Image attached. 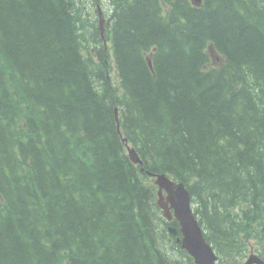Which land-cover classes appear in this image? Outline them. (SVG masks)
Here are the masks:
<instances>
[{"label":"trees","instance_id":"trees-1","mask_svg":"<svg viewBox=\"0 0 264 264\" xmlns=\"http://www.w3.org/2000/svg\"><path fill=\"white\" fill-rule=\"evenodd\" d=\"M80 1L0 0V264H196L123 137L263 254L264 0H116L108 49Z\"/></svg>","mask_w":264,"mask_h":264},{"label":"water","instance_id":"water-1","mask_svg":"<svg viewBox=\"0 0 264 264\" xmlns=\"http://www.w3.org/2000/svg\"><path fill=\"white\" fill-rule=\"evenodd\" d=\"M198 1V0H196ZM135 154L130 150V155ZM139 160V159H138ZM160 191L165 188L169 197L166 199L160 194L159 205L164 209V214L168 219L172 218L168 203L170 202L175 209V216L178 218L181 231L183 233V247L194 257L198 264H216L217 259L212 247L206 242L203 230L194 215L189 214L190 195L182 185L175 186L172 181L165 177L158 182ZM176 197L175 200L172 198ZM170 230L177 233L175 227H169ZM245 264H250L246 262Z\"/></svg>","mask_w":264,"mask_h":264},{"label":"bare ground","instance_id":"bare-ground-1","mask_svg":"<svg viewBox=\"0 0 264 264\" xmlns=\"http://www.w3.org/2000/svg\"><path fill=\"white\" fill-rule=\"evenodd\" d=\"M95 3L93 5V15L90 19V22L87 21L84 26L86 27V30L91 33L92 36L94 37H97L99 35V18L100 16L102 15V20L104 19H108L109 23L111 25H113V21H114V18L112 16L113 12H114V8H115V1L116 0H94ZM200 4L202 2V0H199ZM84 15V13H83ZM81 17L82 20H84V17ZM95 15V17H94ZM85 16V15H84ZM80 17H78V20L80 21L81 20ZM214 55V53H213ZM222 55L226 58V63H227V57L222 53ZM87 61H89V59H87ZM149 62L151 63V60L149 59ZM91 64V62H90ZM91 66L94 68V66L91 64ZM92 69V68H91ZM100 69V68H99ZM119 107H115V111H116V114L118 116L119 114ZM119 131H120V128H119ZM128 157L130 158L131 162H133L134 164L136 165H139L141 167V171L145 172V174L147 175V181L156 187L157 189V183L160 182L161 180H163L165 177L169 178L172 183L175 185V186H178V185H182L184 188H186V190L188 191L189 195H190V206L188 207V212L189 214L191 215H194L197 219L199 218L198 217V214H197V208L194 206L193 204V201H192V196H191V192H190V189L188 187V185L184 182V181H181V180H178V179H175L174 177H172L171 175H169L168 173L166 172H153V171H150V170H147L144 166H143V160L141 159L140 162H136L133 160L132 157H130L128 155ZM244 206H241V207H237L236 206V211L237 213H241V211L243 210ZM160 211V214L162 215L161 213V209H159ZM164 217V216H162ZM170 226H167V232L168 234L174 238V244L178 247V248H181L179 246V237L177 236V234L170 230L169 229ZM209 241V240H208ZM209 243L212 245V247H214V245L209 241ZM243 257V256H241ZM194 262L196 264H198L195 260ZM233 264H239L238 262H233Z\"/></svg>","mask_w":264,"mask_h":264},{"label":"rangeland","instance_id":"rangeland-1","mask_svg":"<svg viewBox=\"0 0 264 264\" xmlns=\"http://www.w3.org/2000/svg\"><path fill=\"white\" fill-rule=\"evenodd\" d=\"M82 1V0H81ZM80 1V2H81ZM84 1H86V2H83V3H87V5L89 6L88 7V9H86V11H84L83 13H84V15H83V17H84V20H83V23L85 24L87 21H89L90 22V19H92L93 20V18H91L92 17V15H93V12H94V10H93V5H94V3H95V1L94 0H84ZM94 17H95V15H94ZM100 18H102V15L100 16ZM105 20H103V22H104ZM154 30V29H153ZM154 108L157 110V112L156 113H158L159 111H160V109H159V106H154ZM155 111V110H154ZM148 114V113H147ZM151 114V113H150ZM183 155V154H182ZM130 236V235H129ZM128 236V237H129ZM127 237V238H128ZM250 242V244H252V245H255V246H257V245H262L263 246V243L262 244H260L259 243V241H249Z\"/></svg>","mask_w":264,"mask_h":264}]
</instances>
